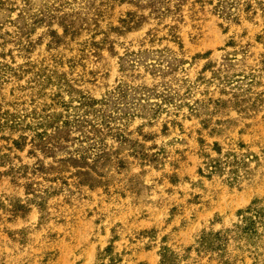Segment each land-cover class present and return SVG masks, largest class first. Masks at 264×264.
<instances>
[{
    "label": "rangeland",
    "instance_id": "obj_1",
    "mask_svg": "<svg viewBox=\"0 0 264 264\" xmlns=\"http://www.w3.org/2000/svg\"><path fill=\"white\" fill-rule=\"evenodd\" d=\"M166 251L264 264V0H0V264Z\"/></svg>",
    "mask_w": 264,
    "mask_h": 264
},
{
    "label": "trees",
    "instance_id": "obj_2",
    "mask_svg": "<svg viewBox=\"0 0 264 264\" xmlns=\"http://www.w3.org/2000/svg\"><path fill=\"white\" fill-rule=\"evenodd\" d=\"M210 166L212 168H217L218 165H217V162L215 161V162H212V164ZM203 240H204V238L201 241H203ZM107 249L108 248H106L105 251H107ZM110 260H112V259H110ZM174 261H175V255L172 252L170 253L169 251H166L161 256L160 264H174ZM110 264H113V262Z\"/></svg>",
    "mask_w": 264,
    "mask_h": 264
}]
</instances>
